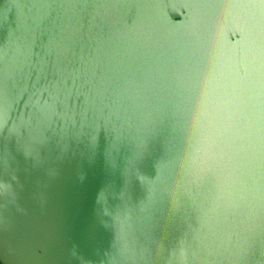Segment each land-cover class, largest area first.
<instances>
[{
  "label": "water",
  "instance_id": "obj_1",
  "mask_svg": "<svg viewBox=\"0 0 264 264\" xmlns=\"http://www.w3.org/2000/svg\"><path fill=\"white\" fill-rule=\"evenodd\" d=\"M0 264H264V0H0Z\"/></svg>",
  "mask_w": 264,
  "mask_h": 264
}]
</instances>
